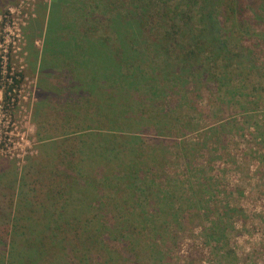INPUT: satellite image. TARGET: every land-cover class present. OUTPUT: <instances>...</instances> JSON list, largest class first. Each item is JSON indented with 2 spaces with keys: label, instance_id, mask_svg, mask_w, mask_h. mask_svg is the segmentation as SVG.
Masks as SVG:
<instances>
[{
  "label": "rangeland",
  "instance_id": "374dc122",
  "mask_svg": "<svg viewBox=\"0 0 264 264\" xmlns=\"http://www.w3.org/2000/svg\"><path fill=\"white\" fill-rule=\"evenodd\" d=\"M51 1L0 0V255L3 241L13 240L15 251H19L25 247L28 236L23 228L31 226L34 220L57 216L55 206L65 198L57 197L58 190L62 194L64 183L76 181L75 172L87 174L75 166L77 155H103L102 150L104 155H112L115 150L114 153H119L127 142L123 138L79 137L81 128L95 133L91 111L84 114L81 124V111L85 112L89 104L64 93L66 90L59 85L60 76L55 72L39 74L42 36ZM219 21L222 31H228L230 42L238 41L243 47L252 46L256 41L252 40L256 38L254 33L264 31L262 25L254 26L253 31L243 30L245 24L238 27L240 30H226L230 24L221 14ZM158 25L147 38L160 45L167 26ZM101 34L99 31L94 36ZM259 38L252 46L259 53L257 57L264 54V39ZM183 43L186 42L168 48V67L176 65L184 54ZM141 46L148 49L147 57L153 58L151 48ZM210 49L206 47L199 56L203 64L199 70L207 73L227 68L230 72L220 75V89L215 91L214 79H200L191 74L197 70H185V75L181 74L176 81V91L169 88L154 98L155 106L167 111V118L184 125L186 132L180 125L170 123L171 128L161 131L164 143L160 148L150 145L151 133L135 139L138 144L134 145L133 153H126L144 155L145 160L138 163L146 161V164L137 168L145 174L146 169L150 170L156 179L155 186L150 188L151 196L143 190L141 195L134 194V198L142 196L140 201L147 198L142 211L147 213L148 220L159 206L162 186L172 185L174 180L184 181L183 185L175 184L171 197H167L175 206H181L172 218L180 225L170 226L165 242L163 237L158 243L159 264H264V64L258 62L252 69L245 65L232 71L233 63L220 55L215 65H210ZM38 85L45 90L39 91ZM3 93L7 100L2 99ZM68 108L74 111L65 112ZM152 149L155 151L151 152ZM149 155L152 157L148 158ZM92 174L90 170L86 177L93 181ZM106 174L108 178L119 177L109 170ZM97 184L92 188L99 191V198L92 199L89 212L77 214L79 221L93 219L102 211H106L109 220L135 218L114 210V197L110 196L113 192L116 204L129 211L128 195L115 182ZM192 201H196L195 206ZM222 218L229 221L226 238L214 243L207 238V227L210 221ZM41 231L49 235L46 228ZM69 236H65L67 241L71 239ZM80 246L72 240L67 248L71 264L77 263L78 254L73 250ZM87 257L93 260L94 252L87 253ZM48 260L44 256L39 264H48ZM139 261L149 264L143 254Z\"/></svg>",
  "mask_w": 264,
  "mask_h": 264
},
{
  "label": "trees",
  "instance_id": "16d2710c",
  "mask_svg": "<svg viewBox=\"0 0 264 264\" xmlns=\"http://www.w3.org/2000/svg\"><path fill=\"white\" fill-rule=\"evenodd\" d=\"M221 2L222 0H52L49 3L42 36L39 74L44 76L55 72L60 76L59 85L65 88L64 93L77 99L79 97L80 103L89 104L90 107L81 108L85 111H81V124L85 120L84 114L91 111L95 118L92 128L95 133H88L91 129L88 131L81 128L79 137L123 138L127 142L122 144L119 153L111 151L112 155H104L102 149L103 155H77L75 166L80 170L84 169L86 176L92 170L95 174L92 177L98 180L93 178L92 181L75 172L76 181H64L63 193L61 194V190L57 192V197H65L55 206L57 216L37 219L31 226L21 227L28 236L24 241L25 247L19 251H15L13 240L10 243L3 241L0 264H39L44 256L49 257L48 264H71L68 258L72 256L67 248L72 240L76 241L77 246L81 244L73 250L78 254L75 257L76 264H143L139 261L141 254L147 256L149 264H159L157 256L160 251L156 249L158 243L163 237L165 242L170 226L180 225L172 218L181 206H175L167 197H171L175 184L183 185L184 181L174 180L172 185L167 183L162 186L159 206L146 220L147 213L142 209L147 198L140 201L142 196L134 198V194L141 195L146 190L148 196H151L153 191L150 188L155 186L156 178L150 170L146 169L145 174L137 168L146 164V161L138 163V160H145L144 155L128 154L133 153L134 145L138 144L137 138L143 134L151 133L150 145L160 148L164 143L160 139V136H164L161 131L171 128L170 123L180 125L183 131L186 127L167 118V111L157 108L154 98L169 88L176 91V81L181 74L185 75V70L191 68L197 70L191 74L200 79H214L215 91L219 90L220 75L230 70L219 68L215 71L218 75L210 71L202 73L199 68L203 64L199 56L206 47L211 48L210 65H215L214 61L220 55H224L222 58L227 62L233 63L232 71L245 65L252 69L258 66V62L264 64V54L257 57L259 53L252 47L257 40L260 41L259 37L264 39V31L254 33L253 38H256L252 40L256 41L252 46L243 47L238 45V41L230 42L228 31H222L219 21L221 14L223 20L230 24L226 30H236L243 24V30H256L254 26H264V0ZM162 24L167 26L162 44L159 45L153 39L149 41L147 34L153 27ZM99 31L102 34L94 36ZM179 42H186L183 43L184 50L181 49L184 54L182 53L176 65L168 67L167 50L178 46ZM141 45L151 48L153 58L147 57L148 49ZM38 88L39 91L45 90L43 85H38ZM233 90L237 91L235 88ZM3 99L7 100L5 94ZM78 102L77 100L76 103ZM72 111L74 110L70 111V108L65 110L67 113ZM154 151L155 149L151 150ZM150 157L152 155L148 156ZM108 170L117 173L119 177L114 175L108 178ZM112 181L128 195L131 213L116 204L115 192L110 195L111 199L114 197V210L119 215L135 218L109 220L106 211H102L96 213L93 219L79 221L77 214L89 212L92 199L95 196L99 198V191L93 189L92 185ZM157 193L159 194V189ZM191 198L193 199V195ZM192 202L195 206L196 201ZM227 210L234 212L233 208ZM168 216H171L170 220L165 218ZM217 220L210 221L207 227V238L214 243L226 238L229 223L227 219ZM44 228L49 231L48 236L42 234L41 230ZM68 234L71 239L67 241L65 236ZM90 251L94 252L93 260L87 257Z\"/></svg>",
  "mask_w": 264,
  "mask_h": 264
},
{
  "label": "built area",
  "instance_id": "2783aa9c",
  "mask_svg": "<svg viewBox=\"0 0 264 264\" xmlns=\"http://www.w3.org/2000/svg\"><path fill=\"white\" fill-rule=\"evenodd\" d=\"M4 58H5V57H3L2 59H4ZM10 79H11V78H10ZM10 79H9V80H10ZM3 94H5V93H3ZM3 94H2V95H3ZM5 97H6V96H5ZM2 99H3V97H2Z\"/></svg>",
  "mask_w": 264,
  "mask_h": 264
}]
</instances>
